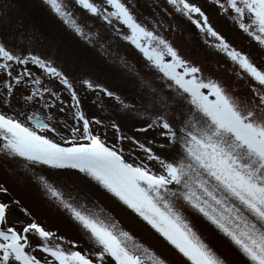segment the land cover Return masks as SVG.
Listing matches in <instances>:
<instances>
[{"label": "snow or ice", "instance_id": "snow-or-ice-1", "mask_svg": "<svg viewBox=\"0 0 264 264\" xmlns=\"http://www.w3.org/2000/svg\"><path fill=\"white\" fill-rule=\"evenodd\" d=\"M40 3L0 0V175L75 238L0 181V264H264V0Z\"/></svg>", "mask_w": 264, "mask_h": 264}, {"label": "rangeland", "instance_id": "rangeland-1", "mask_svg": "<svg viewBox=\"0 0 264 264\" xmlns=\"http://www.w3.org/2000/svg\"><path fill=\"white\" fill-rule=\"evenodd\" d=\"M143 2L144 0H141L142 11L139 16L141 20H143L144 15L149 14V10L143 7ZM19 3L26 23H31L41 31L45 32L51 27H60L58 22L55 21L54 17H52L47 8L41 5L40 0H19ZM215 23L217 24L218 28H220L226 35H228L229 39L232 40V42L236 44L237 47H243L245 48V50H248L249 46L246 43L245 38L236 33V30L233 29L228 24V22L223 20H216ZM149 27H151V24H149ZM161 31L164 33V35H166L173 41L174 45L180 48L181 54L184 55L185 58L194 60L197 63L205 65L206 67L209 65L211 67L215 66L212 63L213 56L210 53L208 54L207 59H204V57L201 55V53L204 52V47L202 44L196 48H193L190 47L189 43L186 41V38L184 36H181L179 33L173 34L171 31H165L164 29H161ZM193 39L195 38L193 37ZM252 48L253 51H255L254 45L252 46ZM92 99L93 94L89 93L87 95V98L84 99V110L88 115L99 114L97 112V109L90 103ZM112 136V131L108 130L109 142H111ZM3 180L8 181L9 185L13 188L15 195H18L24 203L28 204L36 210L38 219L44 222L48 228L59 231L61 234L68 235L70 238H75L74 233H69L57 219L53 218V216H51L44 210V205L39 204L37 201H35V198L31 192H29L26 188L15 184V182L8 177L0 175V181ZM125 227H129L127 221H125ZM136 234L142 235L139 232H137Z\"/></svg>", "mask_w": 264, "mask_h": 264}]
</instances>
